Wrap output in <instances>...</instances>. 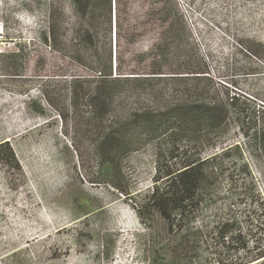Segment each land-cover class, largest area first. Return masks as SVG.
Masks as SVG:
<instances>
[{"label": "trees", "instance_id": "obj_1", "mask_svg": "<svg viewBox=\"0 0 264 264\" xmlns=\"http://www.w3.org/2000/svg\"><path fill=\"white\" fill-rule=\"evenodd\" d=\"M68 1L71 13L64 0H51L43 36L62 62L58 74L66 89L59 117L66 121L87 109L98 148L112 167L113 187L149 231L151 264H264V198L241 146L228 145L235 126L252 163L261 167L264 109L215 88L197 48L182 47L181 38L191 36L172 0ZM148 33L155 35L139 53L145 65L124 73L125 48ZM171 55L180 57L182 73L168 69ZM144 146L153 149L155 174L150 191L136 195L118 162ZM0 164L19 168L9 142L0 144ZM221 202L225 211L216 208ZM210 208L215 213L208 222L203 217Z\"/></svg>", "mask_w": 264, "mask_h": 264}, {"label": "rangeland", "instance_id": "obj_2", "mask_svg": "<svg viewBox=\"0 0 264 264\" xmlns=\"http://www.w3.org/2000/svg\"><path fill=\"white\" fill-rule=\"evenodd\" d=\"M64 1L71 13V2ZM172 1L191 36L190 41L181 38L182 47L197 48L215 88L240 95L241 102H248L246 97L251 107L263 110L264 0H182L187 11L179 0ZM50 3L0 0V144L9 142L19 165L0 164V264H151L149 231L129 199L113 187L112 167L98 148L99 134L87 120V109L66 121L59 117L66 89L58 74L62 62L43 41ZM154 35L125 48L124 73L142 69L139 53L146 52ZM169 59L168 69L182 73L180 57ZM228 137V145L245 152L264 198V163L254 166L235 126ZM118 167L134 194L150 191L151 147L126 156ZM228 190L224 182L223 199ZM216 208L225 211L227 205ZM214 213L215 208L208 209L203 220L212 221Z\"/></svg>", "mask_w": 264, "mask_h": 264}, {"label": "built area", "instance_id": "obj_3", "mask_svg": "<svg viewBox=\"0 0 264 264\" xmlns=\"http://www.w3.org/2000/svg\"><path fill=\"white\" fill-rule=\"evenodd\" d=\"M179 3H180V6H181L183 9H185V11L188 10V9H187V8H188V5H186L184 1L179 0Z\"/></svg>", "mask_w": 264, "mask_h": 264}]
</instances>
